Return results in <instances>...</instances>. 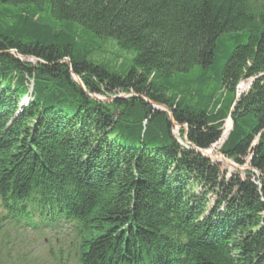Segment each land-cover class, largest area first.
Wrapping results in <instances>:
<instances>
[{
  "label": "trees",
  "instance_id": "1",
  "mask_svg": "<svg viewBox=\"0 0 264 264\" xmlns=\"http://www.w3.org/2000/svg\"><path fill=\"white\" fill-rule=\"evenodd\" d=\"M0 264H264V0H0Z\"/></svg>",
  "mask_w": 264,
  "mask_h": 264
},
{
  "label": "rangeland",
  "instance_id": "2",
  "mask_svg": "<svg viewBox=\"0 0 264 264\" xmlns=\"http://www.w3.org/2000/svg\"><path fill=\"white\" fill-rule=\"evenodd\" d=\"M110 41L107 44H104L103 50H100L101 52L96 55L97 58L100 59H105L109 60L112 64L118 63V61H125L129 60L133 57L132 54H128L123 50H119L116 45L111 43ZM28 60L32 62H36L35 59L33 58H28ZM253 81V78L245 79L243 80L240 85H239V91L244 92L247 91ZM95 98L106 101V102H111L113 98L116 95L120 96H129V94H126L124 92H111V93H95L92 94ZM28 99L24 98L22 103H27ZM230 119V116L226 119V121ZM231 120V119H230ZM225 121V122H226ZM232 123V122H231ZM177 127L179 130H177ZM174 134L176 137L179 139V141L182 144H186V142L181 138L180 136V127L179 125H175L174 127ZM221 140L216 142L215 144L212 145V153L206 154L205 151H203L208 157H210L214 162H217L220 164L222 170L227 173V176H230L232 173H234L236 170L240 169H245L248 166H240L236 162H234L232 159H229L225 157L221 152H220V147L222 143H219ZM223 142V141H222ZM11 233H13V237H16L15 234V229H13L11 226L9 228ZM22 232V231H21ZM17 238V243L18 241L24 247L23 249H29L32 247L33 251H39L41 252L42 255L46 254L47 251L50 250V248L57 250L58 249V243L54 244V239H55V234L51 232L50 230L47 231V235H41V236H35L33 234L30 235H24V236H18ZM46 239L47 242L44 244L42 241Z\"/></svg>",
  "mask_w": 264,
  "mask_h": 264
},
{
  "label": "bare ground",
  "instance_id": "3",
  "mask_svg": "<svg viewBox=\"0 0 264 264\" xmlns=\"http://www.w3.org/2000/svg\"><path fill=\"white\" fill-rule=\"evenodd\" d=\"M76 79H78L77 77H76ZM79 80V79H78ZM230 127H231V120L230 119H228L226 122H225V124H224V130H223V133H222V138L220 139L221 141L219 142V143H223L222 141H223V139H225V137H227V135H228V133H229V129H230ZM177 130H179L178 129V127H177ZM205 152H206V154L208 153H212V146L210 147V148H208V149H206V150H204Z\"/></svg>",
  "mask_w": 264,
  "mask_h": 264
},
{
  "label": "water",
  "instance_id": "4",
  "mask_svg": "<svg viewBox=\"0 0 264 264\" xmlns=\"http://www.w3.org/2000/svg\"><path fill=\"white\" fill-rule=\"evenodd\" d=\"M75 78H76V76H75ZM157 107H162V108H164V109H166V107L165 106H161V105H159V104H155ZM230 119H231V127H230V129H229V131L231 130V128H232V125H233V120H232V118H231V116H230ZM226 138V137H225ZM223 141H224V139H223ZM203 154H205L204 152H203ZM206 155V154H205Z\"/></svg>",
  "mask_w": 264,
  "mask_h": 264
}]
</instances>
